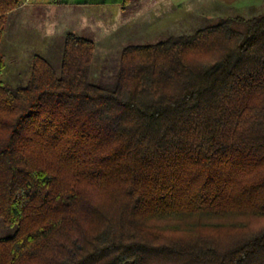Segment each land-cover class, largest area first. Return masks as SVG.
<instances>
[{
	"label": "trees",
	"instance_id": "trees-1",
	"mask_svg": "<svg viewBox=\"0 0 264 264\" xmlns=\"http://www.w3.org/2000/svg\"><path fill=\"white\" fill-rule=\"evenodd\" d=\"M262 8L126 45L112 76L72 32L58 71L7 80L0 54V264H264Z\"/></svg>",
	"mask_w": 264,
	"mask_h": 264
},
{
	"label": "rangeland",
	"instance_id": "rangeland-1",
	"mask_svg": "<svg viewBox=\"0 0 264 264\" xmlns=\"http://www.w3.org/2000/svg\"><path fill=\"white\" fill-rule=\"evenodd\" d=\"M208 3H211V9L205 8L204 5ZM262 10V7H258L237 12L221 6L217 0H134L125 9L113 11L102 8L84 13L83 25L77 34L93 40L96 44L94 73L112 76L117 69L120 51L126 45L156 43L169 35L191 34L197 29L210 26L220 16L238 14L250 17ZM10 21L11 19L8 23L7 20L5 22L0 54L4 58V74L7 80L14 81L15 78H26L25 73L35 49L31 48L30 23L22 26L17 22L9 24ZM52 41L56 47H48L43 54L58 71L63 36H53ZM237 220H243V217L219 215L208 218L207 221L228 223ZM175 222L174 219H152L149 224L162 226ZM3 229L5 228L0 222V236L5 232Z\"/></svg>",
	"mask_w": 264,
	"mask_h": 264
},
{
	"label": "crops",
	"instance_id": "crops-1",
	"mask_svg": "<svg viewBox=\"0 0 264 264\" xmlns=\"http://www.w3.org/2000/svg\"><path fill=\"white\" fill-rule=\"evenodd\" d=\"M21 5L6 15L9 24H29L31 27V48L33 54L45 56L44 50L56 47L53 36L61 37L66 33L77 34L83 25L82 15L91 13L94 9H121L123 0H21ZM224 7L237 12L262 7L264 0H217ZM211 9V3L205 4ZM209 11V10H208ZM20 26V25H18ZM14 28V26H13ZM22 28V27H20ZM78 35V34H77Z\"/></svg>",
	"mask_w": 264,
	"mask_h": 264
}]
</instances>
